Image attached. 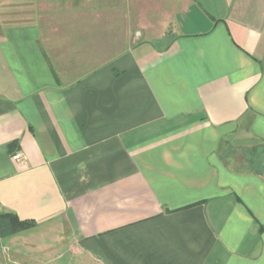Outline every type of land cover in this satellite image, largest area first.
I'll return each mask as SVG.
<instances>
[{"label": "crops", "instance_id": "obj_1", "mask_svg": "<svg viewBox=\"0 0 264 264\" xmlns=\"http://www.w3.org/2000/svg\"><path fill=\"white\" fill-rule=\"evenodd\" d=\"M176 1L100 66L79 23L0 37V214L68 229L49 264H264V0Z\"/></svg>", "mask_w": 264, "mask_h": 264}, {"label": "rangeland", "instance_id": "obj_2", "mask_svg": "<svg viewBox=\"0 0 264 264\" xmlns=\"http://www.w3.org/2000/svg\"><path fill=\"white\" fill-rule=\"evenodd\" d=\"M179 8L176 0H0V37L6 28L32 22L47 23L51 28L79 23L82 34L98 36V65L143 41L146 26L158 24L162 9ZM164 18V17H163ZM91 26H95L91 32ZM101 60V61H100ZM19 230L12 238L0 236V264H49L56 254L34 255L39 250L68 247V229L39 228L31 233ZM51 252V251H49ZM60 264L63 262L60 261ZM58 264V263H56Z\"/></svg>", "mask_w": 264, "mask_h": 264}, {"label": "trees", "instance_id": "obj_3", "mask_svg": "<svg viewBox=\"0 0 264 264\" xmlns=\"http://www.w3.org/2000/svg\"><path fill=\"white\" fill-rule=\"evenodd\" d=\"M36 227L35 222L21 221L15 214H0V235L12 238L19 230H30Z\"/></svg>", "mask_w": 264, "mask_h": 264}, {"label": "built area", "instance_id": "obj_4", "mask_svg": "<svg viewBox=\"0 0 264 264\" xmlns=\"http://www.w3.org/2000/svg\"><path fill=\"white\" fill-rule=\"evenodd\" d=\"M13 159L18 162V163H25L27 161V157L26 155H24L23 153L19 152L16 155H14Z\"/></svg>", "mask_w": 264, "mask_h": 264}]
</instances>
